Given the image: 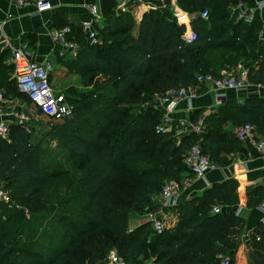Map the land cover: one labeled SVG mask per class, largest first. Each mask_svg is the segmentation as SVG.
I'll use <instances>...</instances> for the list:
<instances>
[{
    "label": "trees",
    "instance_id": "obj_1",
    "mask_svg": "<svg viewBox=\"0 0 264 264\" xmlns=\"http://www.w3.org/2000/svg\"><path fill=\"white\" fill-rule=\"evenodd\" d=\"M170 4L172 0H166ZM190 13L197 39L186 43L185 26L166 7L150 6L135 33L133 7L103 15L99 40L91 44L81 22L69 38L79 43L70 67L85 89L65 93L74 105L71 116L51 119L41 136L14 122L0 136V179L9 200L0 199V264H105L115 249L129 264H220L221 254L237 264L236 241L241 217L223 205H238V183H215L177 207L178 221L158 233L152 221L131 228L130 215L154 205L167 179H181L184 154L199 143L216 164L242 141L226 121L251 122L264 135V96L223 101L205 115V129L177 135L159 131L163 109L157 95L199 85L200 73L222 76L223 69L243 64L251 81L264 79V17L232 20V4L254 0H177ZM211 10L208 19L202 9ZM0 53V88L6 95L29 97L17 86L14 65ZM40 111V110H39ZM193 114L198 119L204 112ZM41 112V111H40ZM65 158L72 167H60ZM73 168V169H72ZM75 179L76 189L61 199L60 210L45 202V190L60 176ZM247 205L264 200V184L246 192ZM215 205L221 206L213 211ZM248 264H264V244Z\"/></svg>",
    "mask_w": 264,
    "mask_h": 264
},
{
    "label": "crops",
    "instance_id": "obj_2",
    "mask_svg": "<svg viewBox=\"0 0 264 264\" xmlns=\"http://www.w3.org/2000/svg\"><path fill=\"white\" fill-rule=\"evenodd\" d=\"M130 1L125 0V4L127 5ZM156 1L160 5L159 7L164 8L160 0ZM93 2H97V0H53V8L39 14L35 13L34 3L19 6L15 0H0V23L2 24L0 28V53L4 50L9 51L4 45L6 40H10L11 44L15 46L26 41L30 45L34 60L50 59L53 62L54 70L51 73V81L54 87L57 85V80H62L60 78L61 75H66L67 72L73 71L70 74L74 75L76 83L78 80L79 84L77 83V85L68 89H58L57 87V91L64 93L77 91L81 88L79 86L81 83L79 74L76 71L74 72L69 63L77 55H73L70 49L55 42L52 38V31L61 26L62 19L78 23L88 18L90 16V4ZM238 8L237 3L232 4L230 7L233 21L238 20L240 12ZM145 10L143 9L139 12L133 9L136 18V28L133 29L135 33L140 27L142 12ZM259 13L261 17H264V10L259 11ZM101 24L103 25V18ZM261 35L264 38V29ZM73 41L77 44L76 50L78 54L80 45L77 41ZM7 60L8 55L5 56V61L7 62ZM239 64L230 67L231 70H228L229 68L223 69V74L234 73L238 69ZM0 90H3V88H0ZM220 91L223 92V103L228 101V99H238L243 102L249 97L264 96V92L259 91L255 85L240 90L223 88ZM220 91L211 85L200 84L196 86L191 100H183L178 105L174 115L179 137L182 134L180 133L177 120L185 118L193 121V114L200 109L205 111L196 120L202 119L203 130L205 129V115L213 112L222 102H219L218 94ZM10 97L13 99V108L22 110L24 106L23 97L19 95L18 97L10 95ZM15 119L16 116L13 114L5 115L2 113L0 115V120L5 121L10 126L15 122ZM236 126L229 119L224 124L225 128H233V131ZM169 127V129L173 128V124ZM225 155L228 159L227 164H217L215 168L209 169L203 176L193 175L188 170L184 171L181 178L188 176L189 182L182 186L179 195L170 201H165L160 194L155 195L153 206L148 207L143 214L133 212L130 215V227L134 228L146 221H153L155 218L162 217L167 223L166 227L172 228L178 221L177 207L181 203L196 195H201L215 183L236 181L238 183L236 193L241 197V201L235 206L223 205L222 209L239 211L242 221L238 233L233 235L232 238L236 241L237 264H248L251 254L258 252V248L264 244V204L249 207L246 195L247 190L251 186L264 184V153L252 143L243 142L239 149L226 152ZM105 264L110 263L106 262Z\"/></svg>",
    "mask_w": 264,
    "mask_h": 264
},
{
    "label": "built area",
    "instance_id": "obj_3",
    "mask_svg": "<svg viewBox=\"0 0 264 264\" xmlns=\"http://www.w3.org/2000/svg\"><path fill=\"white\" fill-rule=\"evenodd\" d=\"M19 6L29 3L35 4V13H41L53 8V0H15ZM164 6H167L166 0H160ZM240 12L238 19H244L246 22H252L257 11L264 10V0H254L251 4L245 2L237 3ZM125 2L122 9L128 8ZM170 9L177 17L179 23L185 26L182 34L183 40L186 43H192L197 39L198 33L192 25V15L177 5L170 3ZM120 8V9H121ZM149 8V7H148ZM211 10L209 8L202 9L200 16L208 19ZM103 14L100 12L98 2L90 4V16L82 20V29L85 31L88 40L91 44H95L99 40V28L102 26L101 21ZM2 24L0 23V28ZM71 26L66 25L62 28H57L52 31V38L55 42L70 49L73 55H77V44L69 38ZM5 47L9 49L7 63L13 64L15 69V78L18 89L26 94L32 103L49 118L63 119L71 116L74 111V105L68 100L64 92L56 91L52 81L51 73L54 70V64L50 59L42 61L34 60L30 45L24 41L18 46L11 44L10 40H6ZM200 84H208L217 90L223 88L244 89L248 86L255 85L259 91L264 92V79L261 81H251L249 78L248 69L239 64L238 69L234 73L223 74L222 76H214L212 73H200L197 76ZM199 84V85H200ZM196 85H187L167 90L162 95H157L155 105L161 106L163 109L162 122L157 126L159 131L170 128L175 119V112L178 105L183 100H191L194 96ZM219 102L223 99V92H219ZM12 97L6 95L5 91L0 90V115L13 114L16 116L15 122L22 125L29 118L28 113L23 110H17L12 106ZM7 108V109H6ZM180 127V133H188L190 131L202 132L203 121L189 120L180 118L177 120ZM176 122V121H175ZM11 132V126L5 121L0 120V136L8 137ZM236 136L242 142H250L255 145L262 153H264V135L260 134L256 126L251 122L239 124L234 130ZM184 163L189 172L193 175L203 176L209 169L215 168L216 163L210 159V156L205 153L199 143L192 145L184 154ZM189 182V177L184 176L181 179H167L164 183L160 195L165 201H170L177 197L183 185ZM0 199L9 200L8 193L4 190L0 191ZM264 204V200L261 205ZM221 206L215 205L213 211H218ZM239 214V211H235ZM165 220L162 217L153 219L152 226L154 230L161 233L165 230ZM220 264H231V258L228 255H220ZM107 262L110 264H129L123 256L115 249L108 254ZM137 264H152L151 261L140 262Z\"/></svg>",
    "mask_w": 264,
    "mask_h": 264
},
{
    "label": "rangeland",
    "instance_id": "obj_4",
    "mask_svg": "<svg viewBox=\"0 0 264 264\" xmlns=\"http://www.w3.org/2000/svg\"><path fill=\"white\" fill-rule=\"evenodd\" d=\"M167 2V1H166ZM173 5H177L179 6V3L177 0H172L170 2ZM150 4H152L151 6H160L156 0H131L127 5H129V7H133V9L137 10V11H141V10H145L148 7H150ZM167 6H163L166 7V9L170 8V4L167 3ZM181 7V6H179ZM162 8V7H161ZM182 8V7H181ZM143 13V12H142ZM191 15V14H190ZM136 23V22H135ZM136 28V25H134L133 29ZM70 69V68H68ZM228 70H231L230 68ZM67 72L66 75H61V79L64 80H57V85H55V90L57 91V87L58 89H68L69 87H73L75 85H77V83L79 84L78 80L76 83V79L75 77H73L70 73ZM75 72V71H74ZM81 86V90L85 89L84 85L82 83H80ZM3 91H5L3 89ZM75 91V90H74ZM76 92V91H75ZM24 106L22 108L23 111H26L28 113V119L25 121V126H28L32 129L33 134L34 135H38L41 136L43 134V132L46 131L48 124L47 122L50 120V118L46 115H44L43 113H41L39 111V109L32 103L31 100H28L27 98H24ZM155 103V102H154ZM54 119V118H51ZM51 158L53 160L58 161V163L60 164V167H64L65 169H69L72 167V164L70 161L66 160L65 158H55L54 154L51 155ZM73 169V168H72ZM75 179H73V177L71 176H65L62 175L60 176L56 181L53 182V184L51 186H48L45 190V202L48 205H54L55 209L60 210L61 206V199L64 198H69L70 196H72L74 194V191L76 189L75 186ZM165 226H167V223H165ZM149 258V257H148ZM145 259V261H151V259Z\"/></svg>",
    "mask_w": 264,
    "mask_h": 264
},
{
    "label": "water",
    "instance_id": "obj_5",
    "mask_svg": "<svg viewBox=\"0 0 264 264\" xmlns=\"http://www.w3.org/2000/svg\"><path fill=\"white\" fill-rule=\"evenodd\" d=\"M100 12L105 15L113 9H120L124 4L125 0H97ZM6 184L3 180L0 179V191L4 190Z\"/></svg>",
    "mask_w": 264,
    "mask_h": 264
}]
</instances>
